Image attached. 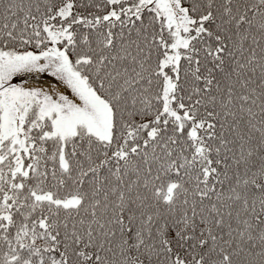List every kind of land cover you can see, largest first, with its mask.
Returning a JSON list of instances; mask_svg holds the SVG:
<instances>
[{
    "label": "snow or ice",
    "instance_id": "snow-or-ice-1",
    "mask_svg": "<svg viewBox=\"0 0 264 264\" xmlns=\"http://www.w3.org/2000/svg\"><path fill=\"white\" fill-rule=\"evenodd\" d=\"M0 264H264V0H0Z\"/></svg>",
    "mask_w": 264,
    "mask_h": 264
}]
</instances>
